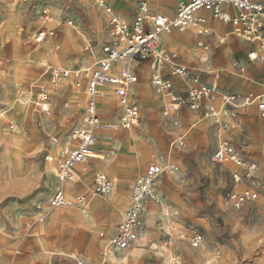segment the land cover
<instances>
[{"label":"rangeland","instance_id":"obj_1","mask_svg":"<svg viewBox=\"0 0 264 264\" xmlns=\"http://www.w3.org/2000/svg\"><path fill=\"white\" fill-rule=\"evenodd\" d=\"M93 1L0 0V264H264V124L254 112L236 115L238 125L236 120L225 119L231 124V143L246 162L257 167L253 176L248 177L229 161H214L218 147L215 122H198L200 117L186 115L181 126L182 132L188 133L187 144L171 152L175 169L166 171L157 184L159 204L151 202L142 214L140 244L126 253L106 249L107 241L99 233L113 232L128 207L135 178L149 162L163 160L169 142L178 137L177 129L162 116L147 64L136 68L141 88L137 95L139 126L131 132L110 131L106 144L103 136L107 129L97 133L95 151L104 159H92L84 173L78 166L81 176L75 177L67 194L71 206L49 209V200L58 187V152L71 130L81 123L85 98L70 82L52 89L39 62L74 69L94 61L89 47L96 57L101 56L107 40L106 18ZM107 1L114 10L116 4H127L133 11L136 2ZM179 1L170 0L163 6L159 0H151V6L175 12ZM125 19L130 20L131 14ZM41 27L54 30L56 37L34 50L33 36ZM189 39L184 42V59L193 66L197 63L195 40ZM166 40L172 45L181 42L172 37ZM216 41L199 52L216 53V47L230 45L227 59L215 64L214 69L228 68L229 61L251 68L244 54L247 46L233 38L223 44ZM55 42L60 46L57 51ZM170 50L180 55L177 49ZM42 94L47 100L41 99ZM107 101H103L102 118L112 121L118 110L115 104L108 107ZM49 163H54L53 172ZM97 172L113 182L107 197L93 195ZM235 172L241 176L236 187ZM121 176H125L123 181ZM244 188L256 193L257 198L244 202L239 209L225 204L228 192ZM80 194H86V202L76 205L74 197ZM117 199L118 214L110 204ZM250 215L254 218L245 224ZM167 219L174 222L177 231L193 226L204 236L202 246L191 249L176 241L170 248L163 247ZM105 250L107 256L103 257ZM111 254L118 262L111 260Z\"/></svg>","mask_w":264,"mask_h":264},{"label":"built area","instance_id":"obj_2","mask_svg":"<svg viewBox=\"0 0 264 264\" xmlns=\"http://www.w3.org/2000/svg\"><path fill=\"white\" fill-rule=\"evenodd\" d=\"M94 5L106 17L107 40L101 48V56L96 57L89 47L94 61L88 66L67 69L42 63L43 75L47 76L52 89L70 82L85 97L82 121L71 130L66 144L58 152V187L49 200V209L69 206L66 189L74 181L75 167L83 166L84 172V165L94 159L97 133L104 129L130 131L139 126L140 106L132 94L133 86L138 83V64H149L151 87L161 102L162 116L173 128L180 127V113L183 110L198 115L200 119H213L218 126V147L213 160L219 163L229 161L248 177L253 176L256 165L246 162L232 143L221 136L231 127L230 123L221 119H234L238 113L254 107L259 118L264 120V86L258 93L236 94L224 90L217 83L204 79L205 75L210 74L206 66L208 56H197L199 63L206 66L204 69L190 68L181 64L178 56L165 48L163 37L188 29H194L200 36L208 35L210 30L204 16L208 14L213 20L229 25L232 36L252 47L247 53L248 62L264 64V0H180L173 17L152 12L148 0H136L137 11L131 20L115 14L106 0H94ZM47 38H55V33L41 27L33 36V41L39 46ZM219 43H223V40ZM196 46L203 49L204 43L199 41ZM165 67L168 68L167 74H164ZM231 67L232 74L242 75L246 71L240 62H233ZM174 78L181 83V89L175 87ZM103 91L113 96L120 107V115L112 124H105L99 115L98 101ZM41 96L42 100H47L46 94ZM217 102L220 104L218 110L213 105ZM184 148L183 136L170 143V151ZM174 169L169 155L163 160L149 163L144 172L135 178L130 188L128 207L107 240L113 252L126 253L138 245L142 234L141 217L146 204H159L157 184L166 171ZM232 177L235 187L238 186L241 176L235 172ZM93 185L95 196L107 197L113 190L112 180L104 173L94 175ZM86 197V194L75 196V204H84ZM256 198L257 194L248 188L241 191L234 189L227 193L225 204L239 209L244 202ZM164 227V247L169 245L168 241L174 238L175 233V238L187 241L191 249H199L204 243V236L193 226L187 227L186 231H177L174 222L167 219ZM99 237L103 238L104 234L100 233ZM102 254L106 256L105 251Z\"/></svg>","mask_w":264,"mask_h":264},{"label":"crops","instance_id":"obj_3","mask_svg":"<svg viewBox=\"0 0 264 264\" xmlns=\"http://www.w3.org/2000/svg\"><path fill=\"white\" fill-rule=\"evenodd\" d=\"M107 1V0H106ZM168 1H170V0H166L165 2H162L161 0H159V2H160V4L161 5H163V6H165V4L168 2ZM180 2V1H179ZM93 3H94V1H93ZM107 3H108V5L110 6V4H109V2L107 1ZM148 4H149V8H150V10L152 11V12H154V13H156V14H161V15H165V16H169V17H173L174 16V14H175V12H171V10H164V9H160L161 11H158V10H155V9H153L152 8V6H151V0H148ZM179 4V3H178ZM95 6V5H94ZM111 7V6H110ZM95 8L97 9V10H99V11H101L100 9H98L96 6H95ZM112 8V10L114 11V13L115 14H117V15H119L120 17H122V18H126V17H128L129 16V14H131V18L135 15V13H136V11H137V6H136V2H135V8H134V11L131 9L132 8V6H129V5H127V4H116L115 5V10H114V8L113 7H111ZM176 9H177V7H176ZM176 9H175V11H176ZM117 11V12H116ZM102 12V11H101ZM102 14H103V12H102ZM104 15V14H103ZM105 16V15H104ZM204 16L207 18V21H208V29L210 30L209 31V34L208 35H205V36H200L199 34H198V32L197 31H195L194 29H188V30H185L184 32H178V31H174L172 34H170V35H167V36H164L163 37V44H164V46H165V48L169 51V52H171V53H175L174 51H172V50H170V48H172L173 47V49L174 50H178L179 52H180V55L178 54V53H175L177 56H178V61L181 63V64H184V65H186V66H188V67H190V68H198V69H200V70H202V69H204L206 66L207 67H209V69H210V74L209 75H205L204 76V79L206 80V81H208V82H215V83H217L218 85H219V87H221L222 89H224V90H228V91H231L232 93H236V94H246V93H248V92H254V93H257L256 91H257V89H259V88H262L263 86H264V64L263 63H257V62H254V63H251L252 64V66H251V68H250V65H248V67H246V71L244 72V74H242V75H239V74H236V73H234V74H232V67H231V64H232V62L231 61H229V63H228V68H222V69H219V68H215L214 69V65L215 64H218V63H222L223 62V60H225V59H227V50H230V48H228V45L229 44H227V46L226 47H216L215 49H216V53H212V52H210V54H200L199 52L202 50V49H199V48H197V46H196V43L197 42H199V41H201V42H203L204 43V48L203 49H205V47L207 46V47H211V46H213V45H215V43L213 42V41H215L216 39H217V43H219V41H220V39H222L223 40V43L225 42V41H228L229 39H231V38H233V39H236V40H238V41H240L242 44H244L245 46H247V50L245 51V56H246V58H247V53L249 52V50L252 48L249 44H247V43H245V42H243L242 40H240V39H238V38H236V37H234V36H232L231 34H230V31H231V28H230V26L229 25H226V24H222V23H220V22H218V21H216V20H213L212 18H211V16L210 15H208V14H204ZM106 18V17H105ZM131 20V19H130ZM41 29V28H40ZM39 29V30H40ZM50 28H48V30H49ZM38 31V30H37ZM36 31V32H37ZM50 31H53L54 33H55V31L54 30H50ZM35 32V33H36ZM175 32H178V33H180L181 35H179L178 37L176 36V35H174V33ZM35 35V34H34ZM55 37H56V33H55ZM167 37H172L174 40H180L181 42H180V44H174V45H172V44H169L168 43V41L166 40V38ZM189 37L191 38V37H193L194 38V40H195V42H194V46H195V53H194V57H195V60L197 61V63L195 64V65H193V66H189V65H187L186 64V62H185V59H184V57L186 56V54H185V52H184V47L186 46V43H184V42H188L190 39H189ZM181 38V39H180ZM51 38H47V39H45V41L44 42H46V41H48V40H50ZM53 39H55V38H52V40ZM43 42V43H44ZM42 43V44H43ZM169 44V46H168V44ZM185 45H184V44ZM223 43H219V44H223ZM42 44H40L39 46H36L35 44L33 45V49L35 50V49H37V48H39L40 46H42ZM230 46V45H229ZM250 47V48H249ZM59 48H60V46H59V44H58V42H55L54 43V50L55 51H57V50H59ZM219 50V51H218ZM181 54H182V56H181ZM188 56V55H187ZM197 56H208V58H209V63L206 65V66H202L200 63H199V61H198V59H197ZM42 63L44 64V63H46L47 65H51V64H49L47 61H45V60H41L40 62H39V64L42 66ZM199 63V64H198ZM250 63V62H249ZM145 64H147L148 65V68H149V64L148 63H145ZM53 66H55V65H53ZM196 66H199V67H196ZM256 66H258L256 69H253L254 67H256ZM62 67V66H61ZM136 68H137V66H136ZM261 69V70H258V69ZM143 69H144V71H145V74H146V70H145V68L143 67ZM137 70V69H136ZM150 70V69H149ZM167 72H168V68L167 67H165V70H164V74H167ZM136 73H137V71H136ZM140 74V73H139ZM139 74L137 73V76H138V83L136 84V85H134L133 86V88H132V94H133V96H134V99H136L137 100V102H138V104H139V101H138V97H137V95L138 94H140V89L141 88H139ZM144 74V75H145ZM150 76H151V71H150V75H149V80H150ZM233 79V80H232ZM230 80H232V82L233 83H230L231 81ZM173 82H174V84H175V87L176 88H178V89H181L182 88V86H181V83L179 82V80L178 79H176V78H174L173 79ZM150 86H151V84H150ZM152 88V87H151ZM153 90V89H152ZM83 93V92H82ZM84 95V94H83ZM85 98V97H84ZM106 99H108V103H107V106L108 107H110V106H112L113 104H115L116 105V108H117V110L118 111H116V114H117V117H115L114 118V120H112V121H108V120H104L103 118H102V115H104L105 114V110L103 109V101L104 100H106ZM110 103V104H109ZM98 104H99V115H100V117L102 118V120H103V122L105 123V124H112V123H115L116 121H117V119H118V117H119V115H120V107H119V105H118V103H117V101H116V99L113 97V96H111L108 92H106V91H103V93L100 95V98H99V101H98ZM214 105V107L215 108H217L216 110H218L219 109V102H217V103H214L213 104ZM139 106H140V104H139ZM160 108H161V106H160ZM84 111V110H83ZM140 112H141V108H140ZM246 112H254L256 115H257V113H256V110H255V108L254 107H250V108H248L244 113H246ZM239 114H243V113H238L237 115H239ZM186 115H190V116H194L195 118H197L198 119V115H196V114H193V113H190V112H187L186 110H183L181 113H180V121H181V123H180V127L179 128H177V131H176V133L175 134H177L178 135V137L179 136H183L184 137V142H185V145L187 144V131L185 132V133H183L182 132V126H181V124L183 123V121H184V117H186ZM116 116V115H115ZM257 117L259 118V116L257 115ZM206 119H211V118H206ZM225 119H227V120H231V121H234V120H236L235 122H236V124L238 125L239 124V122L237 123V119H236V116L234 117V119H228V118H222L221 120H222V122H226V123H229L228 121H226ZM205 120V119H204ZM211 120H213V119H211ZM203 121V119L202 120H199L198 119V122H202ZM259 121L260 122H262L261 124H264V120L263 119H261V118H259ZM213 122H214V120H213ZM196 124L197 123H195V124H193V125H191L190 127H189V129H188V131L190 130V128H193V127H195L196 126ZM217 128H218V126H216L215 128H214V130H215V132L217 131ZM135 129V128H134ZM134 129H132V130H134ZM109 131H115V132H131L132 130H130V131H122V130H110V129H108ZM180 130V131H179ZM230 130V129H229ZM229 130H225L223 133H222V137H224L225 139H227V140H229L230 142H231V140H230V137H229ZM261 131H262V135L264 136V125L262 126L261 125ZM216 136H217V133H216ZM173 139H175V138H172V140ZM172 140L169 142V147H168V152H167V155H166V157L165 158H167V156H169L170 155V159H172L171 158V156H172V151H170V143L172 142ZM233 145V144H232ZM179 150V149H178ZM96 153H97V151H96ZM240 154L242 155V153L240 152ZM97 155L98 156H100L99 155V153H97ZM242 157H243V155H242ZM92 161V159L91 160H89L85 165H84V168L86 167V166H88V164H89V162H91ZM153 162V161H152ZM172 163H173V161H171ZM149 163H151V162H149ZM148 163V164H149ZM147 164V165H148ZM174 164V163H173ZM146 165V166H147ZM175 165V164H174ZM146 166H145V168H146ZM78 168V166H76L75 167V169H74V173H75V177H80L81 176V174L79 173L80 172V170H78L77 169ZM81 168H83V166H81ZM145 168H144V170H145ZM144 170H143V172H144ZM83 172V171H82ZM142 172V173H143ZM97 173H102V172H97ZM142 173H140V174H142ZM58 174V173H57ZM139 174V175H140ZM138 175V176H139ZM108 177V176H107ZM122 177H125V176H121L120 178L122 179L121 181H123V178ZM110 179V178H109ZM111 180V179H110ZM76 181H75V178H74V181H73V183L66 189V194H68V190H69V188H72L71 186L75 183ZM130 193V192H129ZM81 195V194H80ZM68 197V196H67ZM69 200V199H68ZM112 206H114V210H115V213L116 214H118L117 212H119V209H120V203L118 202V201H115V202H111L110 203ZM149 204H151V202H149V203H147L146 204V209L147 208H149L150 207V205ZM120 219H121V217L119 218V220H118V223L120 222ZM117 223V224H118ZM117 226V225H116ZM189 227V226H188ZM115 230V229H114ZM114 230H113V232H114ZM180 231H186V230H180ZM113 232L111 233V234H105L104 232H100V233H103L104 234V237L103 238H101V239H105L106 241L108 240V238L113 234ZM99 233V234H100ZM166 239V238H165ZM165 239H164V241H163V244L166 242L165 241ZM176 241L177 242H181V243H185V244H187L188 245V243H187V241H185V240H180L179 238H171L170 239V241H168V246L167 247H165V248H170L171 247V245L173 244V242H175L176 243ZM140 242H141V240H140ZM140 242L138 243V245L140 244ZM137 245V246H138ZM136 246V247H137ZM189 246V245H188ZM135 247V248H136ZM164 247V246H163ZM106 256H107V254H106Z\"/></svg>","mask_w":264,"mask_h":264},{"label":"bare ground","instance_id":"obj_4","mask_svg":"<svg viewBox=\"0 0 264 264\" xmlns=\"http://www.w3.org/2000/svg\"><path fill=\"white\" fill-rule=\"evenodd\" d=\"M163 1V0H162ZM220 40H222V39H220ZM110 104V103H109ZM106 117H108V115H106ZM107 132H106V134L103 136V142H104V144H106V143H108L109 142V137H110V131L107 129L106 130ZM94 159L93 160H100V159H104L102 156H98L97 155V153L94 155V157H93ZM54 168H55V166H54V163H49V170L51 171V172H53V170H54ZM84 173V172H83ZM57 180V179H56ZM58 184V182H56V185ZM120 199H117V201H119ZM70 202V204H69V206H71L72 205V202L71 201H69ZM109 247H108V245H107V247H106V249H108ZM110 249V248H109ZM111 250V249H110ZM105 252H106V250H105ZM106 254V253H105ZM110 258H111V260L113 261V262H118L117 261V259L111 254L110 255Z\"/></svg>","mask_w":264,"mask_h":264},{"label":"snow or ice","instance_id":"obj_5","mask_svg":"<svg viewBox=\"0 0 264 264\" xmlns=\"http://www.w3.org/2000/svg\"><path fill=\"white\" fill-rule=\"evenodd\" d=\"M253 218L254 217H251V215H250V218L249 219H246L245 224L250 223L251 219H253ZM207 219H209V221H211V218L210 217H207ZM237 235H239V233H237ZM156 264H159V261H157Z\"/></svg>","mask_w":264,"mask_h":264}]
</instances>
